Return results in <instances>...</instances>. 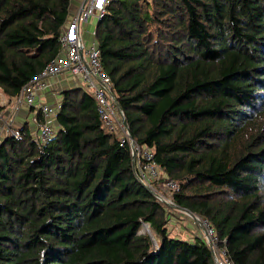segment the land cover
Here are the masks:
<instances>
[{
  "label": "trees",
  "instance_id": "obj_1",
  "mask_svg": "<svg viewBox=\"0 0 264 264\" xmlns=\"http://www.w3.org/2000/svg\"><path fill=\"white\" fill-rule=\"evenodd\" d=\"M69 2L0 0L8 99L57 52ZM95 38L157 184L178 182L173 203L206 218L234 264H264V117L237 146L264 116V0H109ZM59 96L44 144L27 122L0 138V264H216L201 232L171 235L177 209L138 180L88 92Z\"/></svg>",
  "mask_w": 264,
  "mask_h": 264
},
{
  "label": "built area",
  "instance_id": "obj_2",
  "mask_svg": "<svg viewBox=\"0 0 264 264\" xmlns=\"http://www.w3.org/2000/svg\"><path fill=\"white\" fill-rule=\"evenodd\" d=\"M109 0H80L76 10L69 14L58 34V50L49 58L40 71L22 85L17 95L12 98L15 104L32 107L40 115V120L34 116V136L44 144L54 133L53 120L60 107L59 100H42L41 91L49 87V77L67 74L88 92L95 103V111L102 127L117 135L120 143H127L130 156L134 162V172L139 181L157 195L155 197L166 205L173 204L172 194L179 189L176 180L165 177L158 184L162 191L156 188L162 171L155 161L154 149L147 145H137L130 137L126 125L123 124L120 113L115 105L112 94V82L102 68L99 48L95 38V27L104 13V7ZM83 2V3H82ZM94 21L93 28L85 38L83 24ZM11 100V101H12ZM0 106L2 104L0 103ZM3 107V106H2ZM1 114V112H0ZM1 119V118H0ZM11 117L1 121L0 138L15 136V128L10 126ZM194 222L202 227V236L208 244L216 264H234L214 227L206 218L195 215ZM147 229L149 225L143 223Z\"/></svg>",
  "mask_w": 264,
  "mask_h": 264
},
{
  "label": "rangeland",
  "instance_id": "obj_3",
  "mask_svg": "<svg viewBox=\"0 0 264 264\" xmlns=\"http://www.w3.org/2000/svg\"><path fill=\"white\" fill-rule=\"evenodd\" d=\"M78 1L80 0H70V3H69V9H70V5L72 3H74V8H73V11H75L76 9V6H77V3ZM73 11L71 12V14L73 13ZM70 14V12H69ZM93 24H94V21H89L88 24H83V30H84V37L86 38L87 37V34L88 32L93 28ZM78 83V82H77ZM80 86H82V84L79 83ZM0 103L2 104V106H4V108L6 106H8V108L10 106H13L15 104V102H13V100L11 102H9V99L6 97V95L1 91L0 89ZM262 114H258V115H253L252 118L250 119V123L248 122L246 125H245V129L243 131V136H239V141L237 142V146L240 147L241 146V142L242 141H245L249 135L257 128L260 126V122L262 123V119H263V112H261ZM4 113H1L0 114V125H1V121L9 118V115H4ZM30 117V116H29ZM10 126L14 127L17 126V124L13 122V120H11V122L9 123ZM1 134V133H0ZM158 185V184H157ZM158 190L159 191H162V187H159L158 186ZM168 205V204H167ZM171 207V205H168ZM173 208V207H172ZM178 212H175L173 214L174 219H172L169 224H168V228H169V231L171 233L172 236L174 235H180V236H183V237H187V236H190L192 235L193 233L197 232H201L202 233V228L200 225H198L196 222H194V219L189 217L188 215H186L185 213H182L181 211L177 210ZM148 230H150V228L147 227L142 224L141 228H139V232H147L148 233Z\"/></svg>",
  "mask_w": 264,
  "mask_h": 264
},
{
  "label": "crops",
  "instance_id": "obj_4",
  "mask_svg": "<svg viewBox=\"0 0 264 264\" xmlns=\"http://www.w3.org/2000/svg\"><path fill=\"white\" fill-rule=\"evenodd\" d=\"M75 2V0H74ZM80 1H78L77 6ZM70 3V2H69ZM76 6V8H77ZM69 7V5H68ZM74 3L70 5V9L68 8V13L73 11ZM76 10V9H75ZM74 12V11H73ZM69 15V14H68ZM49 83V87L43 91H41L40 96L42 100H60L59 91L65 88H69L72 86H77L78 83L73 78L68 76L67 74H63L60 76L55 77H49L47 79ZM12 99H9V102H11ZM1 113H4V115H9L11 119L13 120L14 124L16 123L17 126L21 125L22 123H28L29 126H31V131L34 136V116H35V110L31 107H27L24 104H19L17 107L12 108L10 106H6L2 108L0 111ZM30 116V117H29ZM15 126V128L17 127Z\"/></svg>",
  "mask_w": 264,
  "mask_h": 264
},
{
  "label": "water",
  "instance_id": "obj_5",
  "mask_svg": "<svg viewBox=\"0 0 264 264\" xmlns=\"http://www.w3.org/2000/svg\"><path fill=\"white\" fill-rule=\"evenodd\" d=\"M83 2H84V0H83ZM83 2H82V3H83ZM115 105H116V107H117V109H118V111H119V113H120V116H121V119H122L123 124L126 125V122H125V119H124V117H123L122 111L120 110V108H119V106H118L116 100H115ZM126 127H127V125H126ZM131 166H132V168H134V162H133L132 156H131ZM151 192L153 193L154 196L157 195L155 192H153V191H151ZM171 207H173L174 209H177V210H179V211L185 213V214L188 215L189 217L195 219V215H194L189 209H187V208H183V207H180V206H178V205H176V204H174V203L171 204ZM201 228H202V227H201ZM148 232H150V230H148ZM152 239H153V238H152Z\"/></svg>",
  "mask_w": 264,
  "mask_h": 264
}]
</instances>
